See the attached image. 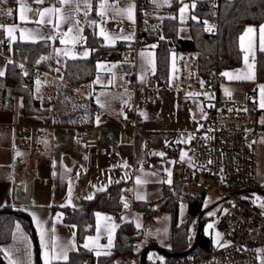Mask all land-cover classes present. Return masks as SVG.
Segmentation results:
<instances>
[{
    "label": "crops",
    "instance_id": "0c3cea01",
    "mask_svg": "<svg viewBox=\"0 0 264 264\" xmlns=\"http://www.w3.org/2000/svg\"><path fill=\"white\" fill-rule=\"evenodd\" d=\"M191 1L192 5L195 4V0ZM100 3L101 0H92V6L88 10L87 16H85V9L81 5L80 12L76 14V20L79 21V26L83 29L81 36L84 39L76 42L72 39L73 33H68L69 24L65 23L58 30L54 29L57 22L55 15L51 16V23L37 24L35 21L40 17L33 16L32 11H22L24 8L43 10L52 7H67L62 6L58 0H43V3L39 4L34 0H15L13 2L0 0V47L4 48L3 52L0 51V70H3L5 74L9 61L18 60L13 50L15 42L45 41L42 36L49 35L58 37L55 40H47L51 43V51L46 56L49 62V67L46 70L53 73L58 80L51 75H46L43 81H40L39 78L36 80L35 93L42 99L44 108L50 107L47 113L26 112L23 97L21 96L22 98L19 99V94L14 96L13 103L5 102L0 80V209L11 207L23 211L29 217L31 226L37 235L42 264H44L43 249L37 225L33 220V213L41 220L46 221L45 229L55 228L53 239L57 243L69 240L75 242L76 248L68 252L67 261L58 260L53 261L52 264L68 263L72 252L78 250L80 245L85 244L93 249L92 252L95 255L97 251L102 254L104 252L111 253L115 246L119 226L129 221L124 220L125 211H129L127 207L124 206V209L119 212H98L94 232L88 234L82 242L78 240V225L66 221L64 208H81L89 197H94L96 192L105 190L116 183L131 184L134 188L138 179L140 182L160 181L163 184V191L174 185L175 159L165 155L163 148L170 142L181 144V149L178 151V157H180L184 150L181 143V139L184 137L182 128L186 126H179V121L184 120L187 115L191 116L193 120L201 122L200 125H195L190 129L192 131H189L188 134L192 132L193 136L194 132L203 124V108L206 107L209 100L217 96L214 92H196L179 86L173 87L174 56L178 63L177 77L179 75V58L174 52L171 53L167 83L160 85L156 82L155 86H149L148 79L154 78L157 69L156 43L148 42L144 46H138L135 52L137 37L135 0H122V3L117 0H108L109 4L121 9L128 7L129 3L133 4L134 23L126 15L113 19L111 9L104 18V22H101V17L97 15ZM4 13L7 19L2 21ZM22 15L27 19L22 20ZM44 19L47 21L49 17L46 16ZM93 20L98 22L97 26H90L89 21ZM261 25H264V22L258 26L247 27L256 29L254 33L245 34L246 28L240 34L239 44L243 51L242 62L237 66L226 68L222 72H228L234 76L244 74L252 78L230 79L223 75L218 93L221 98L227 96H233L236 99L253 97L256 107L261 112L256 125L252 128V135L257 133V137L264 136V107H261V86L264 85V81L256 80ZM9 28H14L15 31L9 33ZM101 28L106 30L110 39H105V36L101 35ZM22 29L38 30L41 35L30 36L27 31L22 33ZM87 29L92 30L104 45L112 47L108 51L121 53L117 57L101 55L97 58L91 80L81 84L75 90V93L76 91L80 93V96L77 94L76 96L84 99V111H87L84 119L91 121L90 124L85 123L84 126L101 129L102 142L107 147L105 154L98 153L93 160L90 150L75 139L78 128L83 126L58 123L56 113L51 108L55 96V83L66 84L62 80L63 77L60 78L57 73L58 71L63 73L65 60L67 58H87L92 55L93 48L87 41ZM61 33H68V35L61 36ZM129 35L132 36L131 39L121 38ZM61 39H64L65 43H61ZM250 40L253 43L255 62L253 63L252 55L249 54L246 64L245 54ZM120 43L122 45L118 46ZM85 51L89 53L87 57L83 56ZM98 77L101 82L95 83ZM109 81L112 82L109 83ZM134 81L137 82L136 88L133 85ZM189 93L194 95L190 96ZM210 93L212 96L207 97V94ZM97 97H99L100 103L97 102ZM136 100H145L148 104L147 108L142 111L140 121L145 126V129H142L143 133L153 142L151 146H145L140 137L126 133L122 128L121 120L127 116ZM97 117H99V122H97ZM26 125H35L41 130V136L37 139V142L41 144V149L35 150L34 153L40 155L42 160L36 163L37 171L33 176H27L24 170L17 166L16 159L18 153L28 150L22 143L23 135L19 133V128ZM262 144L264 145V140H262ZM186 146L189 147L188 144ZM153 153H163V156ZM31 164L32 162L28 161L26 166ZM69 189H71V197H69ZM123 194L124 201L129 202V194L124 191V188ZM134 198L135 200H144L135 197V188ZM61 205L64 206L61 207ZM108 213H118L120 219H108ZM57 214H61L59 221L56 220ZM136 216L134 214V218L131 220ZM105 226L110 229V233L105 231ZM16 228L17 225L15 230ZM98 231L99 238L96 239ZM27 232L31 236L30 240L29 234L26 233L27 243L24 240L15 243L14 240L1 246L6 264H20V262L38 264L32 233L28 230ZM109 234L112 236L110 248L107 247ZM49 235H52L50 231ZM89 237L93 239L90 240ZM9 249L11 251H7ZM259 255V264H264V246L260 248Z\"/></svg>",
    "mask_w": 264,
    "mask_h": 264
},
{
    "label": "trees",
    "instance_id": "16d2710c",
    "mask_svg": "<svg viewBox=\"0 0 264 264\" xmlns=\"http://www.w3.org/2000/svg\"><path fill=\"white\" fill-rule=\"evenodd\" d=\"M15 1V0H10ZM162 2V0H142L140 5L141 25L148 26L154 21L164 24L163 37L155 38L153 30H144L148 42L156 43L157 69L155 82L165 85L168 81L171 53L179 57L180 52L193 50L198 53L199 71L207 77L212 71L223 72L224 69L237 66L242 62L243 51L239 44L240 34L251 25L258 26L264 22V0H217V4L210 6L211 0H195V7L189 15L192 37H180L179 27L183 24L180 15V5ZM195 16L196 19L192 17ZM215 18L219 22V31L210 36L205 29V22ZM87 41L93 48L92 55L87 58H67L63 65V78L66 84L55 83V96L51 105L56 113L57 122L65 125L84 126L91 121L84 119V99L76 96L75 90L91 80L95 71L96 59L101 55L117 57L120 52H111V46L104 45L92 30L87 29ZM175 44L176 50H169V45ZM122 43H120L121 46ZM16 61L9 63L6 74L0 78L5 102L13 103L14 96L19 94L24 100V109L28 113H47L50 107L44 108L42 99L36 95V80L38 72L35 67L46 69L49 67L46 57L51 51L49 41L28 42L17 41L13 45ZM22 62H20V61ZM22 66V67H21ZM257 81H264V52L259 51L256 66ZM157 84V83H156ZM90 109V106H88ZM175 179L174 185L177 183ZM124 183L112 184L109 188L96 192L94 197L84 201L81 208H64L65 219L78 225V240L80 242L94 232L97 213L119 212L124 209ZM264 189V186H263ZM167 193L161 207L172 213V237L169 252H181L189 248L195 238L198 227L199 214L204 209V197L207 190H188L185 194L181 190L173 191L166 188ZM182 195V196H181ZM187 205V216L180 221V202ZM160 202V201H158ZM135 206L140 215L150 220L156 212L153 201L135 200ZM16 212L21 210L5 207L0 209V259L4 261L1 246L14 241L15 227L18 221L24 222L26 229L31 232L29 217H21ZM202 233L194 253H205L213 247V237L204 232L206 213L203 218ZM141 228L137 227L136 220L122 223L116 235L113 251L109 255H95L89 249L80 245L72 252L69 264H142V254L151 245H158L156 240L142 246L137 256L135 249L141 240ZM185 257V256H183ZM180 257V258H183ZM168 260L179 258L167 257ZM6 264V262L4 261Z\"/></svg>",
    "mask_w": 264,
    "mask_h": 264
},
{
    "label": "built area",
    "instance_id": "2783aa9c",
    "mask_svg": "<svg viewBox=\"0 0 264 264\" xmlns=\"http://www.w3.org/2000/svg\"><path fill=\"white\" fill-rule=\"evenodd\" d=\"M122 3V0H117ZM176 3L179 0H167ZM142 0H135L137 18V37L135 52L138 46L148 43L144 30H153L155 38L163 37L164 24L154 21L148 26L140 22V5ZM217 4L211 0L209 5ZM190 25L191 19H183ZM219 22L211 18L205 24V29L213 36L219 31ZM169 50L175 51L176 45L170 44ZM3 52L4 48L0 47ZM134 52V53H135ZM179 75L177 84L183 89L196 92H214L217 96L208 101L203 115V124L196 130L189 144V159L187 162L178 157L181 144H170L163 148L165 155L175 159L174 179L184 181L192 191L215 190L225 198V207L218 222V238L213 240V247L205 253H194L183 258L168 260L159 256L156 264H259L260 248L264 246V189L260 181L257 160V133L252 135L261 112L256 107L252 96L236 99L233 96L221 98L218 96L222 72L212 71L210 76H203L199 71L198 53L193 50L182 51L179 54ZM40 81L46 75H55L46 69L35 67ZM134 88L137 82L134 81ZM149 86H155L153 77L148 79ZM77 96L80 93L76 91ZM145 100H136L122 122L123 130L135 137H140L145 146H151L152 140L142 131L140 119L142 111L147 108ZM23 135L22 143L27 151L16 155L17 166L24 170L27 176H33L37 171L36 163L42 160L35 150L41 149L37 139L41 130L35 125L19 128ZM101 129L94 126L78 128L75 139L83 143L92 156L105 154L107 147L102 142ZM31 161L32 164L26 166ZM129 195L127 208L135 215H140L135 206L134 188L131 184L124 186ZM108 219H120L118 213H108ZM145 229V228H144ZM144 234V230L142 232ZM213 237V232L208 233ZM153 240L152 238H150ZM223 245V246H222Z\"/></svg>",
    "mask_w": 264,
    "mask_h": 264
},
{
    "label": "rangeland",
    "instance_id": "374dc122",
    "mask_svg": "<svg viewBox=\"0 0 264 264\" xmlns=\"http://www.w3.org/2000/svg\"><path fill=\"white\" fill-rule=\"evenodd\" d=\"M191 3H193L191 0H183L181 5H180V10L181 8H183L185 5H188L187 9L182 13L180 11V15L182 19H185L187 17H189L190 13H191ZM0 11H1V6H0ZM2 21H5L7 19L6 14L4 13V15L2 16ZM178 35L180 37H192V31L190 29V26L183 23L182 25H180L179 27V31H178ZM145 44L140 45L144 46ZM139 47V48H140ZM173 74H174V80L173 81V87L176 88L177 86H179L176 82V78H177V71H178V63L175 59V56L173 58ZM58 76L60 78L63 77V73H61L60 71L57 72ZM181 88V87H180ZM202 94H206V93H202ZM19 99L22 98L21 95H19ZM212 93L207 94V97H211ZM164 98V97H163ZM165 100V98H164ZM206 107L203 108V111L205 110ZM201 122H198L196 120H193V118L191 116H187L184 118V120L182 119L181 121H179L178 125L179 126H186L185 128H182V134H183V138L181 139V143L184 146V150H183V156L182 154L180 155V157L189 162L190 159L188 157L189 155V150L186 146V144H190L191 139H189V137L192 138V132L189 133V131H192L190 129H192V127H194L195 125H200ZM202 125V124H201ZM140 126L141 129H145L144 124L142 123V121H140ZM262 140H264V136L263 135H259V137H257V160H258V171H259V177H260V181L262 183H264V145L262 144ZM173 141H176L175 139H173ZM173 144L172 142L167 143L166 145H170ZM135 197L138 199H144V200H148V201H153V203L155 204V208H156V212L155 214L152 216V218L150 220H148V218H144L142 215H137L135 217L136 223L137 225H140L141 228V240L139 241V246L135 249L136 254H138L137 256L141 255L140 250L142 248V246H144L146 243L151 242L153 240H156L158 243V246H161L165 249H169L171 248V237H172V213L165 211L164 208H162L161 205V201H163L164 197H166L167 193H169V191L167 192V190L163 191V184L160 181H154L151 180L149 182H140L137 183V181L135 182ZM170 188L173 191H177V190H181L183 194H185V192H187L189 190V186L186 182L184 181H177V183L175 185L170 186ZM182 196V195H181ZM163 199V200H161ZM222 200V195L218 194L215 190L210 189L207 191V193L205 194L204 197V209H209L206 213V222L204 224V232L205 233H210L213 232V240H216L218 238V222L220 220V216L221 213L225 207V204L223 202H219ZM160 201V202H158ZM217 202H219L216 206H214L213 208H211L214 204H216ZM211 208V209H210ZM125 215L126 217H124V220H131L132 218H134V214L131 211H125ZM179 216H180V223L183 222V220L186 219L187 216V205L185 203V201H181L180 202V207H179ZM20 226V231H17V228L14 232V240L15 243L16 242H20L23 241V238L21 237V233L26 236V233L29 234L27 232L26 226L24 224V222L22 221H18V224ZM209 225H212L211 228H209ZM145 228V229H144ZM144 230V234L142 233ZM30 240H31V236L30 234L28 235ZM150 238H152L153 240H151ZM194 242V241H193ZM32 250H33V243H32ZM143 255V254H142ZM160 254L157 253L156 251H150L147 255V259H146V264H156V262L159 259Z\"/></svg>",
    "mask_w": 264,
    "mask_h": 264
},
{
    "label": "snow or ice",
    "instance_id": "6c2138e0",
    "mask_svg": "<svg viewBox=\"0 0 264 264\" xmlns=\"http://www.w3.org/2000/svg\"><path fill=\"white\" fill-rule=\"evenodd\" d=\"M35 3H43V0H34ZM58 2L62 5V6H67V7H60V8H45L43 10H32V9H28V8H24L22 11L23 12H27V11H32L33 16H38L40 17L39 20L35 21L37 24H42V23H51V16L55 15L56 16V24L54 25V29L58 30L60 28V26L62 24H69L70 27L68 29V33H73L72 39L76 42H79L81 40H83L84 38L81 36V33L83 31V29L79 26V21L76 20V14L80 12L81 10V5H83L84 9H85V16L88 15V10L91 9L92 6V0H58ZM165 2H167V0H165ZM188 5H185L183 8H181V12L183 13L186 9H187ZM192 7H195V4L192 5ZM111 9L112 11V18L116 19L117 17H121V16H127V18L129 20H131L134 23V16H133V9H134V5L129 3L128 7L126 8H117L114 5H111L108 3V0H101V3L99 5V10L97 12V15H99L101 17V22H104V18L107 16L108 11ZM10 14V13H9ZM48 16L49 19L47 21H45V17ZM193 19H196L195 16L192 17ZM22 20H26V16H21ZM207 23V22H205ZM90 26H97L98 22L93 20V21H89ZM213 28L212 26H208L206 28V31H212ZM13 31H15L14 28H9L8 32L12 33ZM24 31H27L28 34L30 36L32 35H41L39 33L38 30H33V29H22L21 32L23 33ZM256 31V29L254 28H247L245 30V34L247 33H254ZM260 36H261V41H260V48L259 50L261 52H264V25L260 26ZM68 33H61V36H67ZM101 35L105 36V39H110L111 37L106 33V30L101 28ZM57 36L54 35H49L47 37H43L42 39H44L45 41L47 40H55L57 39ZM123 39H131L132 36H124L121 37ZM241 39H243V37H241ZM61 43H65L64 39L60 40ZM114 42V41H113ZM59 52V50H57ZM88 52L85 51L83 53L84 57L88 56ZM249 54L252 55V61L253 63L255 62V53L253 50V43L250 40L249 41V45H248V49L246 50V54H245V63L247 64L248 62V57ZM42 59H47V57H43ZM9 63H11V61H9ZM250 66V65H249ZM22 67V66H21ZM98 67H100V65H98ZM5 73L3 70H0V76H3ZM222 75L224 76H228L230 79L235 78V79H251L252 77L244 75V74H237V75H233L231 73L225 72L222 73ZM100 79L99 77L97 78V80L95 81V83H100ZM112 81H109V83H111ZM39 83V82H38ZM227 91V90H226ZM101 95H104V93H101ZM189 95H194L192 93H189ZM261 97H262V102H261V107H264V85L261 86ZM97 102L100 103L99 97H97ZM101 106H103V104H101ZM97 122H99V117H97ZM202 127V125H201ZM189 139H191V137H189ZM154 155H160L163 156V153H153ZM183 156V154H182ZM119 182V181H117ZM137 183H140L139 179L137 180ZM69 197H71V189H69ZM92 197H89V199H91ZM64 205H61V207H63ZM125 207H127L128 205L125 203L124 205ZM262 207H264V205H261ZM99 215V214H97ZM61 219V214H57L56 216V220L59 221ZM33 220L37 225V231L40 237V242H41V247L43 249V262L44 264H52L53 261H58V260H63V261H67L68 260V252L71 250H75L76 245L74 240H69L63 243H57L54 239L53 236L55 234V228L52 227L50 230L49 229H45L44 225L46 223V221L41 220L39 217H37L34 213H33ZM75 227V226H72ZM137 227H140V225H137ZM212 225H209V228H211ZM17 231H20V226L17 225ZM49 231L52 233V235H49ZM105 231H109L110 233V229L107 228V226H105ZM74 236V233H73ZM21 237L23 238V240L25 241V243H27V237L24 236L21 233ZM99 238V231H98V235L96 237V239ZM89 239H93L91 237H89ZM112 246V236L111 234H109L108 237V245L107 247H111ZM223 246V245H222ZM83 247L85 248H89L88 244L83 245ZM90 251H92V248H89ZM7 251H11V249L7 250ZM102 253L97 251L96 255L99 256ZM104 255H109V252H104ZM20 264H24V262H20Z\"/></svg>",
    "mask_w": 264,
    "mask_h": 264
},
{
    "label": "water",
    "instance_id": "95a60500",
    "mask_svg": "<svg viewBox=\"0 0 264 264\" xmlns=\"http://www.w3.org/2000/svg\"><path fill=\"white\" fill-rule=\"evenodd\" d=\"M93 159H94V156H92V160ZM224 199L225 198H222V200L219 201V202H222ZM219 202L214 204L211 208L216 206ZM208 210L209 209H203L200 212L199 221H198V227H197V231H196V234H195L194 242L192 243V245L189 248H187L186 250L181 251V252H169L168 250H166L165 248H163L161 246L151 245V246L147 247L144 250V252H143L142 264H146L147 255H148V253L150 251H156L157 253H159L161 255H164L166 257H172V258H180V257L186 256L189 253H191L195 249L196 245L199 242V238L201 236L202 228H203V220H202V218H203L204 214L207 213ZM16 214L21 216V217H25V218L27 217V215L24 212H16ZM31 233H32V236H33L34 246H35V249H36L37 262H38V264H42L41 260H40V249H39V244H38V240H37V235H36V232H35V230H34V228L32 226H31ZM0 264H5L2 259H0ZM65 264H68V263H65Z\"/></svg>",
    "mask_w": 264,
    "mask_h": 264
}]
</instances>
